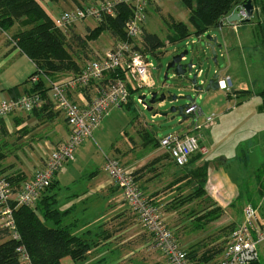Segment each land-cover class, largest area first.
I'll list each match as a JSON object with an SVG mask.
<instances>
[{"label": "rangeland", "instance_id": "obj_1", "mask_svg": "<svg viewBox=\"0 0 264 264\" xmlns=\"http://www.w3.org/2000/svg\"><path fill=\"white\" fill-rule=\"evenodd\" d=\"M96 1L98 0H38L43 8H57L59 13ZM259 3L262 4V8L258 6L260 11L251 16L249 22L239 23L236 21L234 23H238L240 27L238 29L237 27L234 29L227 28L224 33V36L230 40H235L238 35V50H233V54L236 57L238 56V62L230 60V49L224 55H218L217 64H214L211 51L208 48L207 59L200 58L202 50H199V48L204 49L205 46L202 42L205 41L204 37L212 29H208L201 36L192 34L182 41L169 42L167 36L172 34L173 31L171 24L173 22L188 23L189 12L179 0H150L146 7L144 29L147 32L156 34L163 42V46L157 54L158 56L156 54H146L148 64H152L149 73L156 84L154 91H157L158 94L168 91V89L161 90L159 88L160 84L165 81L163 78L165 66L174 55L183 49H188L191 52L194 50V56L196 57L194 62H199L200 67H198L205 72L210 65L221 69V76L225 78L228 87V91L223 89L206 91L200 93V96L192 91L171 88L170 93L177 96L192 94L196 98L197 105L203 110V114L195 120L196 124L201 127L195 134L202 137L206 151L196 152V155L200 154V157L197 163L191 165L194 167L195 164L207 163L206 195L188 200L187 198L193 192L196 184L192 180H188L186 183L187 179L184 177L179 179V176H182L184 172L182 168H176V172L173 173L171 179H167L165 176L164 182L160 184L159 191L162 196L159 201L155 202L153 199L148 198L185 251L193 246L198 247L199 253L208 248L220 249V252L213 259L203 264H216L221 258L228 235L241 222L246 204H250V202H258L257 204H259L261 202L259 215L261 218L264 217V192L260 193L257 190L255 179V171L264 162V112L260 105L261 99L257 95L259 91L264 89V0H259ZM237 4L232 11H235ZM226 17L227 15L221 22L225 23ZM53 18L51 17L52 20ZM98 23L94 21L93 27L97 26ZM15 24L6 31L8 40L11 35L13 36L21 28V25ZM58 30L65 34L66 41L70 44L68 50L79 68L91 57L88 55L89 48H95L99 51L98 46L103 44L108 36L105 35L108 34L106 31L93 40H87L83 44H79L77 39L85 38L87 33L84 36H77L70 30V26L58 28ZM136 42L138 43V40ZM102 47L106 48L105 46ZM198 51L199 57L196 56ZM189 57L190 55H188ZM157 66L159 67L157 68ZM71 73L72 76L75 75L73 71ZM226 73L229 75V82ZM210 76L211 74L208 72V77ZM174 81L172 71H169L166 83L186 84L184 79L180 82ZM131 84L135 86L132 80ZM238 90H248L250 94L246 96L239 93ZM151 92L153 91L140 88L138 95L132 97L135 102L137 96L145 95L144 102L146 104L135 102L128 109L110 110L95 128L92 137L86 139L75 149L74 160L64 164L59 169L58 187L55 189L59 199L57 208L67 212L64 216L67 217L64 218L66 223L75 221L78 228L81 227L85 231L91 228L92 225L103 221L104 218L101 215L106 214L107 217H111L117 212V209L112 206L105 207V211H102V208L98 211L95 209V212L97 211L96 215L100 214L95 218L93 210L98 207L93 204L94 200H97L96 204L100 206L103 198L99 194L93 195L88 191L86 184L93 175H98L99 178L106 177L104 161L115 153L114 145L116 142L117 146L124 143L120 142V140H123V136H126L127 146L120 151H125L126 157L134 160L143 157L149 150L160 153V150H157L158 146H153L149 139H147L148 143L145 142L148 136L159 139L167 134H183L188 131L192 118L188 117L182 121L181 116L169 111L171 106H179L188 101L182 98L170 102L166 99L163 106L158 102L150 104ZM25 93L29 92L26 91ZM247 105L248 108H246ZM147 106H151L152 110H148ZM243 109L244 112L248 111L249 113L242 117L240 112ZM155 112L157 113L154 116ZM165 112L166 115L161 114ZM211 114L215 115L214 121L218 120V123L214 126L205 127L204 118ZM117 158L120 160L119 157ZM120 162L125 166L123 161L120 160ZM147 167H150V164ZM185 167L188 169L187 166ZM92 172L96 173L91 175ZM261 178L264 184V173ZM261 194L263 195L261 196ZM116 195H119V192H116ZM238 195L241 196L238 198ZM218 199L223 201L222 205L218 204ZM211 208L220 209V215L210 222L197 223L196 218L200 217L204 211H210ZM129 211L131 213L129 214V218L132 219L131 223L135 221L134 223L137 224H133V226L136 229H142L143 227L137 215L130 208ZM118 221V218L113 217L105 225L118 226ZM78 228L74 230L75 233H79ZM259 248L261 249L260 263L264 264V246L259 245ZM129 250H132V248ZM162 261L163 264H167L166 259H162ZM62 263L74 264L68 257L63 258ZM117 264L142 263L138 262L135 255L133 259L128 258ZM144 264L158 263L147 261Z\"/></svg>", "mask_w": 264, "mask_h": 264}, {"label": "built area", "instance_id": "obj_2", "mask_svg": "<svg viewBox=\"0 0 264 264\" xmlns=\"http://www.w3.org/2000/svg\"><path fill=\"white\" fill-rule=\"evenodd\" d=\"M149 2L150 0H98L82 7L64 10L53 18L56 28H66L85 19L99 22L104 16H114L120 4L126 5L130 11L124 23V40L116 41L103 54L90 57L76 75L49 84L48 99L55 109L63 113L69 129L66 140L48 154L41 168L34 171L30 178L22 181L17 191L13 192L9 181L0 174V227H6L12 238H19L15 228L14 208L35 204L40 191L50 185L64 164L74 159L75 149L92 137L93 131L109 111L122 109L127 105L129 92L125 81L110 78L109 74L119 68L125 69L127 76L137 87L153 88V79L149 73L152 64H148L146 53L141 52L143 47L140 38ZM243 3L239 1L235 7L240 19L247 17ZM9 40L15 45V41ZM37 80L38 75L30 77L32 83ZM91 82H97L96 94L86 104H77L67 96L70 89L85 88ZM220 89H228L225 80L220 81ZM136 102L143 104L139 96L136 97ZM40 104L39 94L23 93L2 101L0 116L17 109L30 112ZM184 113L192 118L189 133H171L158 139L159 148L168 154L178 168L186 165L196 152H202L198 135L195 134L201 129L195 121L202 115L201 109L193 102L184 109ZM214 118V114L205 116L204 126H210ZM105 170L111 182L120 189L127 204L137 213L142 227L162 252L167 264H191L174 233L166 226L144 196L134 177L120 161L115 157H107ZM259 245L264 246V219L259 216L258 206L247 204L243 210V219L229 234L217 264H261ZM22 260L25 262L28 260L23 252Z\"/></svg>", "mask_w": 264, "mask_h": 264}, {"label": "trees", "instance_id": "obj_3", "mask_svg": "<svg viewBox=\"0 0 264 264\" xmlns=\"http://www.w3.org/2000/svg\"><path fill=\"white\" fill-rule=\"evenodd\" d=\"M179 1L189 12L188 23L173 22L171 24L173 31L172 34L167 36L171 43L182 41L192 34L201 36L208 29L218 27L221 20L232 12L234 6L239 1L246 2L247 0ZM250 2L253 6V16L260 11L258 6L262 4L259 3V0H250ZM129 12L126 5H118V10L114 16L102 17L97 26L88 30V37L82 38L83 40L81 38L77 39L78 43L83 44L84 41L93 40L99 34L106 31L116 41L124 40L125 33L123 28L124 23L130 15ZM15 23L21 25V28L13 36H10L15 41V45L10 40L9 42L13 46L18 47L34 63L35 68L30 77L38 75V80L34 83L31 82L32 84L30 83L26 91L39 94L41 99V107L39 109L43 111L48 108L46 93L49 90V84L46 77L60 70L73 71V74L76 75L80 72L82 66L80 68L77 66L68 50L70 44L66 41L65 34L54 26L53 20L38 0H0V29L6 32L16 25ZM140 38L143 47L141 52L150 53L151 55L159 54L163 42L156 34L147 32L144 29ZM109 77L125 81L129 92V101L125 108H130V104L134 103L132 97L134 94L138 95L139 89L131 84V80H128L125 69L119 68L115 72L110 73ZM27 81L30 82V80ZM16 89L17 86L10 88V92L13 93ZM240 93L248 95L249 92L248 90H242ZM257 95L261 99L260 105L264 112V90L259 91ZM0 119H2L1 116ZM147 139H149L153 146H158V139L155 137L148 136L145 142H147ZM3 155V153H0V158ZM199 157L200 154L196 155L195 153L189 159L188 165L179 167L184 172L182 176H179V179L184 177L187 179L186 183L188 180H192L196 184L193 192L188 196V200L206 195L207 163L195 164L194 167L191 165L197 163ZM145 167L146 165L129 172L136 182H138L137 174ZM263 173L264 162L255 171L257 190L260 193L264 192L263 179L261 178ZM14 179L15 181L19 180V178L8 177L11 183H13ZM54 184L55 180H52L48 187L40 191L39 197L43 193H46V195L36 200L35 204L20 205L14 208L15 228L19 238H12L6 227H0V264H62L61 260L65 257L70 258L74 264H86L84 260L90 249L89 242L83 237L73 234L70 226L62 223L63 213L54 208L55 200L49 193ZM240 196L238 195L237 197L239 198ZM123 200L125 201L124 197ZM257 203L250 202L252 206H258L260 212L262 203ZM219 210L218 208H211L210 211H204L200 217L196 218L198 220L197 223L203 222L202 224H204L216 219L220 215ZM261 219H264V217ZM22 252L27 256V262L22 260ZM219 252V248H208L199 253L197 246H193L188 251H185L191 264L206 263Z\"/></svg>", "mask_w": 264, "mask_h": 264}, {"label": "crops", "instance_id": "obj_4", "mask_svg": "<svg viewBox=\"0 0 264 264\" xmlns=\"http://www.w3.org/2000/svg\"><path fill=\"white\" fill-rule=\"evenodd\" d=\"M45 11L52 18L59 13V9L52 7L45 8ZM93 25L94 20L86 19L72 25L70 27V30H72L73 33L77 34V36H84L89 29L94 28ZM236 27L237 29L238 27H240L238 26V23H229L226 20V22L223 23L221 27L218 26L216 28H210L212 29V31L209 32V34L212 36H216L217 42L222 44L221 50L216 49L217 57L218 55H224L225 52L231 49L230 60L233 62H238V56L236 57L233 54V50H238V35L235 40H230L224 36L227 28L234 29ZM107 33L108 34H105L106 36L108 35L105 42H103V44H100L101 47L98 46L99 51L95 48H89L88 55L93 57L95 55L103 54L116 42L111 34L109 32ZM7 36L8 35H6V32L0 30V104L3 100L17 97L26 92V89H28L31 83V81L28 82L27 80H30V75L35 68L34 63L24 53H22L18 47L13 46L7 39ZM102 37L104 36L102 35ZM102 46H105L106 48ZM199 49L202 50L200 58H206L207 48L204 47V49H202L200 47ZM192 51L194 52V50ZM230 64L232 65V62ZM208 67L211 75L213 74V72L219 71L221 76V69H219L217 66L210 65ZM228 76L229 75L226 73L227 78ZM70 77H72L71 72L60 70L48 75L46 77V80L48 81V84H50L51 82H61ZM221 78L225 79L222 76ZM130 79L128 77V80ZM227 80L229 82L230 79L228 78ZM153 83V88H148L147 90L154 91L156 89V84L154 81ZM14 86H17V89L12 93L10 92V88ZM96 88L97 82H91L85 88L70 89L67 92V96L77 104L83 105L86 104L90 100V98H92L96 94ZM137 88L140 89V87ZM241 91L242 90H238L239 93ZM249 94L250 92L246 96H249ZM46 96L48 108L43 111L39 109L41 107L40 105L36 110H32L30 112L22 109H17L4 116H1L0 153H3L4 155L0 158V174H2L7 180L8 177L19 178L18 181H15L14 179L13 183L8 180L10 185L12 186L13 192L17 190V188H19L22 181L30 178L33 175L34 171L43 166L48 154L53 149L62 144L68 136L69 129L63 113L60 110L54 108L53 103L48 99V91L46 93ZM256 105L258 104L256 103ZM246 108H248V105L246 106ZM200 109L203 114V110L201 107ZM244 109L240 112L242 113V117L246 116L249 113L248 111L244 112ZM216 123H218V120H215L211 124V126L216 125ZM125 137L126 136H123V140H120V142H124L123 144L117 146L116 142V144L114 145L115 153L111 157H115L116 159H118L117 157H119L120 160L125 163L124 166V164L120 162L127 169V171H134L146 165V167L143 168V170L139 171V173L137 174V183L148 201L149 199H153V201L155 202L159 201L160 197L162 196L159 191V188L161 186L160 184L164 182L165 176L167 179H171V176H173V173L176 172V168L178 167L174 165L168 154L165 153L161 148H159V146L157 150H160V153L157 151L149 150L144 154L143 157H138L134 160H132L131 158L130 160L126 157L127 154H125V151H120L122 148L127 146ZM198 138L200 146L202 148V152H205L206 149L205 145L203 144L202 137L198 135ZM149 164L150 167H147ZM95 173L92 172L91 175ZM105 174L106 177L102 178H99L98 175H93L86 184L88 191H90L93 195L99 194L103 198L100 206L96 204L97 200H94L93 204L98 208H94L93 214L96 218L98 215H100H96V212L98 210L102 208L103 211L105 207L109 206L117 209V212L111 217H107L106 214L101 215L104 220L98 224L92 225L91 228H88L85 231L82 230L81 227L78 228L77 222L75 221L66 223L64 221V218L66 219L67 217L64 216L67 212L61 211L57 208L59 199L55 189L56 187H58V172L53 178V180H55V184L49 192L50 196H52L55 200V204L53 205L54 208L57 211L63 213L62 223L64 225H69L73 234L79 235L86 239L87 242H89L90 249L86 254L84 263L117 264L118 262H121L128 258L133 259L136 255L138 262H141L142 264L147 263V261H149L150 263L163 264L162 259L164 260L166 258L164 257L162 252L155 246L153 240L151 239V236L144 228L136 229L135 226H133V224H135L134 218V222L132 223V219L129 218V214H131L129 211L130 206L126 203V201L123 200L120 189H118L117 186L111 182L106 171ZM116 192H119V195H116ZM43 195H46V193H43L42 196ZM42 196L40 195L37 200H39ZM218 201L219 205L223 204L222 200L220 201L218 199ZM95 209H97L96 212ZM130 209L133 211L132 208ZM133 213L137 215L135 211H133ZM113 217L119 219L118 226L105 225L106 222ZM77 228L79 229V233L74 232V230H76ZM130 248H132V250H129ZM132 253H134V255L130 257ZM133 262L135 261L133 260Z\"/></svg>", "mask_w": 264, "mask_h": 264}, {"label": "water", "instance_id": "obj_5", "mask_svg": "<svg viewBox=\"0 0 264 264\" xmlns=\"http://www.w3.org/2000/svg\"><path fill=\"white\" fill-rule=\"evenodd\" d=\"M242 6L246 11L247 17L244 19H240L237 12L232 11L226 17L227 22L232 23L237 21L239 23H247L250 21L251 16L253 14V6L250 0L244 2ZM222 25L223 22H220L219 27H221ZM204 39L205 41H203L202 44H204L206 48L210 49L212 54V59L215 62L214 64H217L216 49L221 50L222 44L217 42L216 36H212L210 34H207L204 37ZM188 55H190L189 58ZM198 55H199V51L196 53L197 57H199ZM195 58L196 57L194 56V52L193 51L191 52L188 49H183L181 52L174 55L165 66V72L163 78L166 81L168 79V72L172 71V77L175 80L174 82H180L184 79L186 80V84L176 85L174 83L168 84L165 81L162 82L159 88L161 90L168 89V91L166 92L163 91L161 94H158L157 91L151 92L150 94L151 98L149 100V103L153 104L155 102H158L160 103L161 106H163L166 99L170 102L177 101L178 99H182V98L186 99L188 101L187 103L181 104L179 106H171L169 108L170 112L176 113L177 115L181 116L183 121L186 118L190 117L184 113V109H186L190 103L195 102L196 98L193 97L192 94L177 96L175 94L170 93L171 88L192 91L195 92L196 95L198 94V96H200V93L202 92L220 89V81L225 79L221 78L219 71L213 72V74L210 77H208L209 67H207L205 72L204 70L199 68L200 67L199 62L196 63L194 62ZM159 66H157V68ZM139 97L143 101V104H146V102H144L145 95H140ZM147 109L152 110V107L147 106ZM156 113L157 112H155L153 115L155 116ZM161 114L166 115V112Z\"/></svg>", "mask_w": 264, "mask_h": 264}]
</instances>
